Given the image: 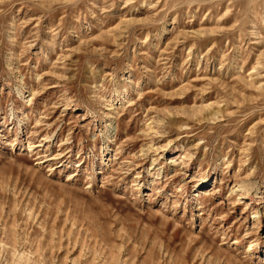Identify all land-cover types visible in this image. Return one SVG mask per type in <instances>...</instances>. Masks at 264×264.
<instances>
[{
  "label": "rangeland",
  "instance_id": "rangeland-1",
  "mask_svg": "<svg viewBox=\"0 0 264 264\" xmlns=\"http://www.w3.org/2000/svg\"><path fill=\"white\" fill-rule=\"evenodd\" d=\"M0 264H264V0H0Z\"/></svg>",
  "mask_w": 264,
  "mask_h": 264
}]
</instances>
